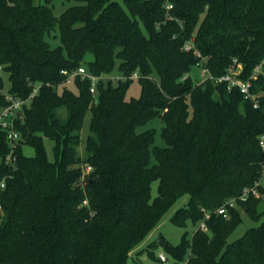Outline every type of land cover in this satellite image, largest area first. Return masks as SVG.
Listing matches in <instances>:
<instances>
[{
    "label": "trees",
    "instance_id": "1",
    "mask_svg": "<svg viewBox=\"0 0 264 264\" xmlns=\"http://www.w3.org/2000/svg\"><path fill=\"white\" fill-rule=\"evenodd\" d=\"M55 1L0 0V108L9 104L5 93L27 99L40 85L16 119L21 138L13 148L0 127V264H129L184 195L172 222L205 221L208 230L197 227L178 244L161 234L149 244L152 263L137 264L161 261L158 244L171 264H264L260 199L239 200L262 221L233 241L243 222L238 208L229 217L216 212L264 179V74L251 79L259 107L237 86L191 75L199 65L221 77L236 59L240 77H252L264 59V0H71L60 15ZM192 38L201 56L185 50ZM83 65L125 78L101 77L95 101L90 78L68 84L61 72ZM135 71L139 78H129ZM135 80L140 96L128 97ZM60 106L70 112L65 124Z\"/></svg>",
    "mask_w": 264,
    "mask_h": 264
},
{
    "label": "rangeland",
    "instance_id": "2",
    "mask_svg": "<svg viewBox=\"0 0 264 264\" xmlns=\"http://www.w3.org/2000/svg\"><path fill=\"white\" fill-rule=\"evenodd\" d=\"M117 1H119L122 5H124L123 0H117ZM73 4H75V2L71 0H56L53 6L54 13L56 15H60L66 8L70 7ZM49 39H51L53 46L59 44V38L55 40H53L52 38H49ZM89 57L92 58L91 55ZM191 75L193 76V78L196 80L197 83H201L204 81V76L202 75V68L199 65L193 67ZM119 76H121V73L113 72L112 74L108 75V79L117 78ZM71 87H73V85ZM140 93H141V85L138 80H135L131 88L129 89L127 96L128 97H138L140 96ZM94 97H95L94 100L96 101L97 92L94 93ZM56 115L59 118L60 122L63 124L67 123L70 118V112L66 106L58 107L56 109ZM90 121H91V112L89 111L85 115L83 126L80 131L81 144H80L78 153L83 158H86L89 155V152L87 151V139L90 134ZM156 126L159 128L158 125ZM157 142L163 144L160 131L157 134ZM53 144L54 143L51 139L49 138L44 139V145H45L46 152L49 158L51 159H54ZM23 149H24V153L29 156H33L36 153L35 148L30 145H25ZM157 185H158L157 182L153 183V189H152L153 196L157 194ZM259 199H260V202L258 205V209H264V193L262 196L259 197ZM187 201H188L187 195L181 196L175 201V203L170 207V209L163 215L159 225L145 238V240L141 243V245L132 253V256L129 259V264H137L136 261L152 263L150 259L148 258L149 257L148 251L151 249L149 244L155 241L161 234L165 235L173 244L180 243L185 233H187L189 237L192 236L196 228L200 226L201 222L196 226L194 222L188 221L186 226H179L173 223L171 220L174 213L179 208L186 205ZM235 208H238L240 215L243 218V222L229 236L228 238L229 241H233L235 239L243 237L249 228L259 225L262 221L260 220L258 222H255L250 217H248L247 213L244 211V208L241 206L239 202L238 203L236 202ZM206 230H208V228ZM140 252H142V254H140ZM155 253H156V256H159L160 254H164L165 256H167L163 247L159 244L157 246ZM157 260H158V257H157ZM153 264H164V263L158 260L157 262Z\"/></svg>",
    "mask_w": 264,
    "mask_h": 264
},
{
    "label": "built area",
    "instance_id": "3",
    "mask_svg": "<svg viewBox=\"0 0 264 264\" xmlns=\"http://www.w3.org/2000/svg\"><path fill=\"white\" fill-rule=\"evenodd\" d=\"M167 9L173 8V5L171 3L167 4ZM185 50L190 51L194 50L195 54L197 56H201V52L198 50L195 44L194 38L187 41L184 45ZM202 68V75L204 76V80L207 78H212L216 82H227L229 88L232 87H239L241 92L245 95L246 98H250L254 101V106L259 107V101L256 98V95L252 93L251 87H252V78H256L259 74H264V59L262 62L256 66L254 73L252 77L248 80H244L240 77L242 73V64L239 63L236 59L234 60V63L230 66L228 69V72L224 74L221 77H214L211 75L209 69L205 66ZM2 66L0 65V72H1ZM62 74L67 76L66 82L72 83L76 77L80 76L82 78H90L92 80V87L91 92L94 94L96 93V83L101 78H108V75H102L97 76L92 73H90L87 68L83 65L80 66L78 69L74 71H68V70H62ZM140 74L138 71H135L132 73V75L129 76V78L137 79L139 78ZM125 78V76L121 75L117 78H111L115 81ZM40 85L34 88L33 92L27 99H21L19 97H16L15 95L11 93H5L6 99L9 101V104L0 108V127L7 130V138L8 141L13 148L16 143H18L19 139L21 138V135L19 131L16 129V119L20 117V112L22 110L23 104L29 102L30 99H32L39 91ZM261 145L264 147V135L261 137ZM6 161H11L12 156L11 153H9L5 157ZM91 167H87V170L89 171ZM1 187L3 188L5 186L4 182H1ZM261 187H264V179L261 178L259 181H257L253 186L247 187L244 189L243 193L239 196V198H230L227 200L220 208L216 210L218 214H223L225 217H229V208L235 207L236 202L238 203L240 201H246L249 199V197L254 196L256 198H259L263 195V192L261 191ZM210 214L206 215V218H209ZM201 229L206 230L207 225L205 221H202L200 226ZM160 259L162 263L164 264H171L168 257L164 254H160Z\"/></svg>",
    "mask_w": 264,
    "mask_h": 264
}]
</instances>
